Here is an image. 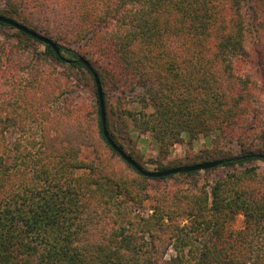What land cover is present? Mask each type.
Instances as JSON below:
<instances>
[{"label":"trees","instance_id":"trees-1","mask_svg":"<svg viewBox=\"0 0 264 264\" xmlns=\"http://www.w3.org/2000/svg\"><path fill=\"white\" fill-rule=\"evenodd\" d=\"M0 16L60 53L0 23V264H264V160L240 158L264 153V0H0ZM79 58L140 168L131 136L161 159L205 141L158 171L222 164L141 175Z\"/></svg>","mask_w":264,"mask_h":264},{"label":"rangeland","instance_id":"rangeland-1","mask_svg":"<svg viewBox=\"0 0 264 264\" xmlns=\"http://www.w3.org/2000/svg\"><path fill=\"white\" fill-rule=\"evenodd\" d=\"M262 37L264 39L263 33H262ZM262 37H260L261 42H263ZM255 40L256 39L254 38V36L249 34L246 38V44L251 47ZM40 50H43L42 47H40ZM252 58L254 61L257 59L255 54L252 55ZM262 58L264 60V49H263ZM72 73L75 74V72H72ZM85 79L89 83V78L86 77ZM127 108L131 110L132 106H127ZM120 109H122V107ZM113 119H114V117H113ZM18 133H20V131H18L16 128L10 129L9 134L11 136L10 137L11 141H12V139L14 140V138L18 137V135H19ZM95 139H96V148H97L96 151H97V153L104 155L105 157L111 156L110 151L107 150L103 146L101 141L98 139L97 135L94 136V140ZM129 141L130 142H128V143H126V142L124 143V148H126L129 152H131L132 155L137 159V161L147 171H151V172L158 171L160 167H168L172 162L184 164L188 159H191L193 156L197 155L201 149H204L206 147L205 141L202 138L198 139L197 141H195L192 144H189L187 142V140H184L182 143L171 147L169 150V153L166 155V157L161 159L158 156V153L155 149V146L151 142L149 136H147V135H141L139 137L131 136ZM119 143L122 144V140H119ZM93 152H94V150L92 148L84 150L82 158L85 160L91 159L93 157ZM256 152H259V151H256ZM234 154H236V153H234ZM116 160L117 159H115L114 162ZM117 165H118V167H117ZM256 165L259 167V175L263 177L264 176V162L257 161ZM119 166H122V163L120 161H118L116 163V169H114V170L118 171L120 169ZM212 179H214V176H212ZM145 205H146V207L143 211H141V213L147 212L148 205L147 204H145ZM242 224H243V218L241 216H239V217H237L236 221L234 222L233 228L235 230H239V229H241ZM171 253H172V251L169 252V254H171Z\"/></svg>","mask_w":264,"mask_h":264},{"label":"water","instance_id":"water-1","mask_svg":"<svg viewBox=\"0 0 264 264\" xmlns=\"http://www.w3.org/2000/svg\"><path fill=\"white\" fill-rule=\"evenodd\" d=\"M0 23H3L5 25H8L18 31H21L22 33L32 37L33 39L37 40L38 42L44 44V45H49L57 55H60L58 48L52 43L51 40L48 38L42 36L41 34L19 24L18 22L11 20L9 18L0 16ZM79 62L84 64L89 72L91 73V76L94 80L96 91L98 94V102H99V109H100V117H101V125H102V135L106 142L109 144V146L129 165H131L134 169H136L141 175L147 178H162V177H167L170 175H176V174H181V173H188V172H199V171H204V170H209L216 168L222 164L221 160L217 161H209V162H203V163H198L195 165H190V166H185V167H177V168H172L164 171H147L142 168H140L128 155H126L114 142L113 140L109 137L106 125H105V113H104V104H103V95H102V90L100 86V81L94 70L82 59H78ZM66 62L69 64L72 61L71 60H66ZM248 157L251 159H260L264 160V153L262 152H256V153H251L246 156H242L240 158Z\"/></svg>","mask_w":264,"mask_h":264}]
</instances>
